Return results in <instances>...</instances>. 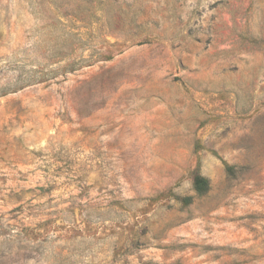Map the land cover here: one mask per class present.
Returning a JSON list of instances; mask_svg holds the SVG:
<instances>
[{"label":"rangeland","instance_id":"374dc122","mask_svg":"<svg viewBox=\"0 0 264 264\" xmlns=\"http://www.w3.org/2000/svg\"><path fill=\"white\" fill-rule=\"evenodd\" d=\"M0 264H264V0H0Z\"/></svg>","mask_w":264,"mask_h":264},{"label":"trees","instance_id":"16d2710c","mask_svg":"<svg viewBox=\"0 0 264 264\" xmlns=\"http://www.w3.org/2000/svg\"><path fill=\"white\" fill-rule=\"evenodd\" d=\"M227 170L231 172L233 170V167L228 165ZM193 188L196 191L198 195H202L206 193L210 188V180L208 177L202 175L201 173L197 172L195 173L193 177ZM184 203H190L192 200L191 196L182 197L181 199Z\"/></svg>","mask_w":264,"mask_h":264}]
</instances>
